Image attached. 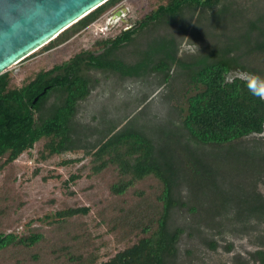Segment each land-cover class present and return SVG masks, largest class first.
<instances>
[{
    "label": "rangeland",
    "instance_id": "rangeland-1",
    "mask_svg": "<svg viewBox=\"0 0 264 264\" xmlns=\"http://www.w3.org/2000/svg\"><path fill=\"white\" fill-rule=\"evenodd\" d=\"M159 2L121 0L64 42L46 49L42 46L9 67L13 83L21 85L38 70L91 48L95 39L131 28ZM260 15H264V0H220L211 8L185 6L137 32L117 50L116 56L135 64L155 39H173L177 58L188 63L239 37L247 23ZM158 61V55L153 57L152 65ZM239 62L242 66L233 68L228 78L241 73L264 78V51L244 53ZM189 74L190 70L178 63L170 64L165 71L148 70L140 76L95 68L86 71L89 94L77 101L70 119V148L39 161L36 157L41 143L37 142L21 153L9 169L0 172V185L15 177L11 185L16 195L15 208L9 211L7 231L27 235L31 227L38 228L47 239L42 249L49 256L52 244L60 237L50 224L54 211L87 205L89 212L76 216L75 225L68 227L75 231L77 223H85L98 245L99 261L121 249L123 244L115 242L106 225L98 224L97 211L108 197L105 181L85 174L69 187L63 181L88 161L94 146L127 128L149 138L154 157L161 161L159 155L164 156L175 170L172 195L176 204L169 211L167 225L182 231L176 252L166 257V264H260L258 251H264V130L221 145L191 139L183 119L187 98L201 85L193 84ZM59 103L60 95L52 93L42 114H48ZM65 159L77 161L63 165L61 161ZM112 200L120 205L121 201ZM17 202L22 205L16 207Z\"/></svg>",
    "mask_w": 264,
    "mask_h": 264
},
{
    "label": "trees",
    "instance_id": "trees-1",
    "mask_svg": "<svg viewBox=\"0 0 264 264\" xmlns=\"http://www.w3.org/2000/svg\"><path fill=\"white\" fill-rule=\"evenodd\" d=\"M121 0H107L84 17L61 31L43 48L67 40L72 34L93 23ZM220 0H160L156 8L143 15L135 25L122 29L112 37L98 38L89 49L74 53L69 59L38 70L16 85L6 70L0 74V172L9 169L18 156L40 142L37 160L45 161L70 148L69 122L78 100L89 94L85 71L90 68L109 69L122 76H140L148 70L165 71L178 63L190 70L193 84L201 87L187 98L183 126L191 139L202 144L221 145L264 130V101L253 96L240 76L230 78V71L242 66L244 53L264 51V15L246 25L245 31L222 47L183 63L177 58L173 39L153 41L151 49L135 64L125 63L112 53L125 46L137 32L158 21L164 14L174 15L181 8H211ZM159 56L156 65L153 57ZM169 78V75H166ZM48 87L49 89L40 94ZM51 92H58L60 103L35 121L33 112L41 107ZM40 95L33 103L34 98ZM154 146L143 133L133 129L119 130L104 138L88 153L76 173L63 181L69 187L82 174L103 179L108 189L97 211L98 224L103 223L115 242L123 244L114 255L99 261L98 245L94 243L85 223L75 217L86 215L89 206H65L54 211L53 231L60 237L54 241L47 256L42 249L47 239L38 228L27 235L7 231L9 211L16 199L10 183L0 185V264H166V257L176 252L182 228L169 229V211L176 201L172 195L173 173L168 159L154 157ZM193 154V153H192ZM161 157V158H160ZM61 161L63 165L76 162ZM79 161V160H78ZM196 161V160H195ZM198 171V169H196ZM144 185V186H143ZM114 200L121 201L118 205ZM113 202V203H112ZM100 203V201H98ZM22 203L17 202L16 207ZM264 264V251H258Z\"/></svg>",
    "mask_w": 264,
    "mask_h": 264
},
{
    "label": "water",
    "instance_id": "water-1",
    "mask_svg": "<svg viewBox=\"0 0 264 264\" xmlns=\"http://www.w3.org/2000/svg\"><path fill=\"white\" fill-rule=\"evenodd\" d=\"M106 1L0 0V74Z\"/></svg>",
    "mask_w": 264,
    "mask_h": 264
},
{
    "label": "clouds",
    "instance_id": "clouds-1",
    "mask_svg": "<svg viewBox=\"0 0 264 264\" xmlns=\"http://www.w3.org/2000/svg\"><path fill=\"white\" fill-rule=\"evenodd\" d=\"M240 78L245 81L248 91L253 96L264 101V78L252 73H241ZM226 82H231L230 78Z\"/></svg>",
    "mask_w": 264,
    "mask_h": 264
},
{
    "label": "flooded vegetation",
    "instance_id": "flooded-vegetation-1",
    "mask_svg": "<svg viewBox=\"0 0 264 264\" xmlns=\"http://www.w3.org/2000/svg\"><path fill=\"white\" fill-rule=\"evenodd\" d=\"M126 29V28H125ZM116 52H117V50L116 51H114L113 53H112V55H111V57H117L116 56ZM92 68H90V69H87V70H84L85 72L86 71H90ZM95 69H97V68H95ZM99 70H104V69H99ZM105 70H109V69H105ZM110 71H112V70H110ZM85 74V73H84ZM49 88L48 87H45L42 91H41V93L40 94H44L47 90H48ZM52 93H58V92H51L50 93V95L52 94ZM59 94V93H58ZM50 95L47 97V99L41 104V107L38 109V110H35L34 112H33V117H34V119H35V121H39L40 120V117L44 114H42V112H41V109H42V107L44 106V104L46 103V101L49 99V97H50ZM37 97V99H36V101L39 99V97H40V95H37L36 96ZM34 103V102H33ZM55 105V104H54ZM53 105V106H54ZM51 109V108H50ZM45 115V114H44Z\"/></svg>",
    "mask_w": 264,
    "mask_h": 264
}]
</instances>
